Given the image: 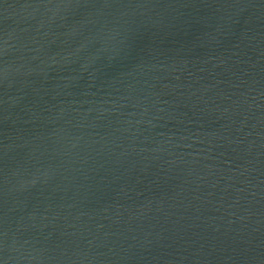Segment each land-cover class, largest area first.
<instances>
[{"label":"water","instance_id":"1","mask_svg":"<svg viewBox=\"0 0 264 264\" xmlns=\"http://www.w3.org/2000/svg\"><path fill=\"white\" fill-rule=\"evenodd\" d=\"M0 264H264V0H0Z\"/></svg>","mask_w":264,"mask_h":264}]
</instances>
